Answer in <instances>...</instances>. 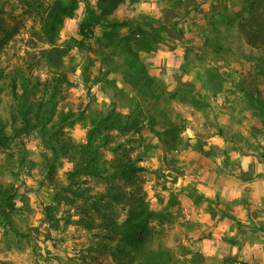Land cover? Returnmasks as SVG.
<instances>
[{
  "label": "rangeland",
  "instance_id": "obj_1",
  "mask_svg": "<svg viewBox=\"0 0 264 264\" xmlns=\"http://www.w3.org/2000/svg\"><path fill=\"white\" fill-rule=\"evenodd\" d=\"M245 2L0 0V124L13 137L0 147V264H264V51L233 20ZM89 6L101 22L81 43ZM12 77L34 83L31 104L77 116L69 144L111 113L103 173L128 158L138 171L69 182L61 158L49 178L40 134H15ZM130 220L139 241L123 245Z\"/></svg>",
  "mask_w": 264,
  "mask_h": 264
},
{
  "label": "trees",
  "instance_id": "obj_2",
  "mask_svg": "<svg viewBox=\"0 0 264 264\" xmlns=\"http://www.w3.org/2000/svg\"><path fill=\"white\" fill-rule=\"evenodd\" d=\"M111 1L113 3L118 0H99ZM63 12H67L65 9ZM87 12L90 14L94 22H88L83 24L81 27L80 34L82 36L81 43L89 40L95 36L96 24L101 22L99 16L96 14L94 9L90 6L87 8ZM235 19L237 23V29L239 33L244 37L245 42L248 46L256 50L264 51V0H246L243 6L239 7L235 13ZM107 26L113 30L117 26V23H107ZM108 36L110 34H107ZM7 75L0 69V81L6 78ZM11 94L17 105L19 111V117H21V127L15 129V134H20L22 132L35 130L40 134L42 143L45 145V151H48L50 156H47L45 166V173L49 178L57 173L58 169L62 167V160H67L74 164V168L67 172V180L71 182L72 180L79 178L81 176H91L94 178L105 176H110L111 179L116 177L129 181L133 174L138 171L134 161L132 159H126L125 162L118 159L117 164L113 166V173H103V167L105 163H100L99 159L105 151L110 150L109 144L111 142L109 135H103V137H98L102 134V127L106 129H112L114 121L112 120V115L109 113L100 122L97 128L90 131L88 141L85 145L81 144H69V139L66 138L64 129L66 125L71 121L74 122L76 115L69 113H61L57 116L55 115L56 101L52 102V107H47L45 101H40L38 104H31L28 100V91L34 86L31 81H26V83H19L15 77L11 78ZM19 85H22V93H19ZM47 91L49 92V98L53 100L59 91V84L57 81L53 80L48 83ZM1 90V88H0ZM153 93V92H151ZM16 118V117H15ZM16 122V119H14ZM121 123V121H119ZM13 137H7L4 133V126L0 124V147L6 146L8 141ZM60 161V164L57 163ZM59 164V166H58ZM55 189L57 191L61 187L58 183H55ZM3 185L0 184V189ZM63 187V186H62ZM7 189V188H6ZM63 190H69L68 187H64ZM8 189L5 191H0L1 195L7 194ZM15 197V193H9L7 195V200H12ZM113 198L122 199L128 197L126 193H119L113 195ZM10 209L14 210V204L10 203ZM140 207L133 206V210L139 212ZM95 213L105 217L106 214L101 213V211L94 207ZM140 225L135 224L132 220L128 223V229L126 233H123L125 237H122L123 245H134L139 241L137 228ZM106 230H110L109 227H105ZM117 233L115 230H111V234ZM120 244V243H119Z\"/></svg>",
  "mask_w": 264,
  "mask_h": 264
}]
</instances>
